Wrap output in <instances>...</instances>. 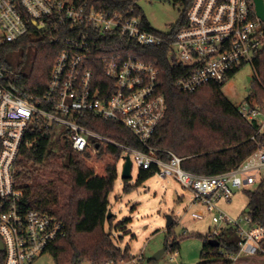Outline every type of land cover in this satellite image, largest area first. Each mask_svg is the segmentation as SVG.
Instances as JSON below:
<instances>
[{"label":"built area","instance_id":"obj_1","mask_svg":"<svg viewBox=\"0 0 264 264\" xmlns=\"http://www.w3.org/2000/svg\"><path fill=\"white\" fill-rule=\"evenodd\" d=\"M144 0H0V45L15 43L34 31L59 48L40 97H27L15 86L17 73L0 68V264H32L56 239L64 236L55 218L22 206L23 191L17 181L21 150L35 134L53 130L59 149L83 152L92 142L119 148L117 166L129 156L131 171L153 170L160 179L171 178L192 194L202 219L214 213L207 241H216L214 255L230 262L239 257L264 258V226L252 221L248 211L237 219L216 204L231 203L233 191L256 188L264 181V101L244 100L239 115L255 126L250 138L256 151L234 170L202 176L181 167L182 159L162 151L157 156L147 143L162 120L166 104L160 93L156 61H143L138 49H162L170 65L180 68L176 86L193 93L209 84L221 85L242 67L249 66L257 81L253 61L264 49V24L253 0H193L184 24L170 32L147 29L140 3ZM44 27L43 32L38 31ZM250 78V81L252 80ZM90 115L129 131L146 151L111 141L81 126ZM117 172V168H116ZM235 232L236 253L223 247L222 231ZM142 254L131 264H140ZM173 255L170 261H172Z\"/></svg>","mask_w":264,"mask_h":264},{"label":"trees","instance_id":"obj_2","mask_svg":"<svg viewBox=\"0 0 264 264\" xmlns=\"http://www.w3.org/2000/svg\"><path fill=\"white\" fill-rule=\"evenodd\" d=\"M193 0H173L183 12L174 28H180ZM147 29L154 32L148 23ZM21 51L22 57L31 55V64L25 72H16L15 86L27 97L43 95L49 71L58 55L59 48L43 34L34 31L31 35L8 45H0V68L12 71L7 57ZM135 56L143 61H156L160 69V93L165 98L166 111L150 137L147 146L157 156L166 160L162 151H168L182 159L181 167L193 174L215 176L237 168L257 149L250 140L255 126L246 122L237 107L221 93V85L209 84L193 93H183L176 86L180 78L178 67L170 65L162 49H138ZM256 80H251L252 97L258 103L264 101V49L253 61ZM78 123L111 141L146 151L132 134L120 125L100 121L83 115ZM54 131L35 134L29 145L21 150L18 166L21 168L17 181L23 191L22 206L25 210L37 211L55 218L63 226L64 236L56 239L45 250L54 264H121L132 260L129 250L118 248L104 225L107 219L108 197L113 192L117 179V163L122 151L102 142H92L83 152L73 153L68 148L57 152L50 148ZM264 145V136L259 139ZM154 175L153 170H139L136 185H141ZM42 177V179H39ZM123 192L133 187L122 180ZM69 194L61 197V189ZM247 211L252 221L264 226V181L251 191ZM128 220H126L127 222ZM174 223L167 228L171 236ZM110 229V228H109ZM220 247L227 253H236L234 230L222 231ZM167 250L175 252L178 243L173 238L166 244ZM264 249V240L261 243ZM166 250V251H167ZM165 251V252H166ZM216 248L206 241L197 264H235L214 255ZM264 261L261 255L248 257ZM148 259L147 264H154Z\"/></svg>","mask_w":264,"mask_h":264},{"label":"rangeland","instance_id":"obj_3","mask_svg":"<svg viewBox=\"0 0 264 264\" xmlns=\"http://www.w3.org/2000/svg\"><path fill=\"white\" fill-rule=\"evenodd\" d=\"M140 8L148 25L158 33L170 32L183 12L182 7L173 0H144L140 3ZM31 61V55L27 54L23 58L21 51L7 57V65L12 71L25 72ZM253 76L249 66L242 67L223 85L221 93L238 107L244 100L252 97L251 84L247 78L252 79ZM50 148L57 152L59 142L52 141ZM121 167L122 163L117 166V179L109 196L110 214L114 218L109 226L104 225L105 232L110 233L113 243L121 250L127 247L133 257L142 254L140 264H147L148 259H152L169 241L176 238L178 243L176 251L167 250L159 259L154 260V264H197L203 244L214 227L211 221L214 213H205L202 219H194L192 213L199 211L201 206L193 204L192 194L188 190H183L171 178L160 179L153 175L143 184L136 185L139 171L135 165L127 182V185L133 188L129 193H124L122 191L124 184L120 178ZM253 189L254 187L250 188ZM61 191V197L69 194L65 188ZM245 192L234 190L231 203L220 200L216 204L217 208L232 219H237L247 211L248 198ZM168 217L175 224L171 236H168L165 226ZM177 228L179 230L176 231ZM172 255L174 259L170 261ZM32 264H54V261L50 254L45 253ZM235 264H264V261L239 257Z\"/></svg>","mask_w":264,"mask_h":264},{"label":"water","instance_id":"obj_4","mask_svg":"<svg viewBox=\"0 0 264 264\" xmlns=\"http://www.w3.org/2000/svg\"><path fill=\"white\" fill-rule=\"evenodd\" d=\"M254 6H255V12L257 17L263 21L264 24V0H253ZM45 30L44 27H39L38 31L43 32ZM248 82L250 81V78H247ZM121 180H129L131 178V162L129 159V156L124 157V162L121 167V173H120ZM111 216L110 213L107 214V219ZM172 219L170 217L167 218L166 222V228L170 227L172 225ZM179 230V228L176 229V231ZM208 244L216 248L218 247V243L216 241H208ZM2 248L1 242H0V249ZM167 250V246H165L161 251L156 253L152 260H157L160 258V256Z\"/></svg>","mask_w":264,"mask_h":264},{"label":"crops","instance_id":"obj_5","mask_svg":"<svg viewBox=\"0 0 264 264\" xmlns=\"http://www.w3.org/2000/svg\"><path fill=\"white\" fill-rule=\"evenodd\" d=\"M110 196V195H109ZM108 210H109V213L111 212V205H110V202H109V197H108ZM106 225V224H105ZM130 254V253H129ZM132 256V255H131ZM133 257V256H132ZM143 257V256H142Z\"/></svg>","mask_w":264,"mask_h":264}]
</instances>
